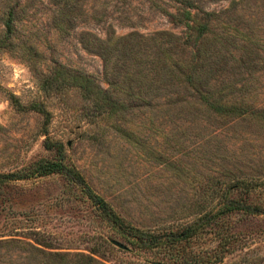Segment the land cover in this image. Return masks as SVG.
Segmentation results:
<instances>
[{"label": "rangeland", "instance_id": "obj_1", "mask_svg": "<svg viewBox=\"0 0 264 264\" xmlns=\"http://www.w3.org/2000/svg\"><path fill=\"white\" fill-rule=\"evenodd\" d=\"M200 1L224 11L235 57L247 50L225 71L223 91H233L225 99L264 111V0ZM77 3L59 25L58 2L22 0L0 47V264H38L27 250L37 243L103 264H264V211L218 212L219 193L238 178L254 182L246 201L264 209V120L250 111L214 116L193 97L182 113L165 98L128 99L126 111L110 113L80 87L57 85L50 76L58 69L90 73L125 100L86 48L87 33L178 31L150 0ZM3 14L0 4V38ZM74 171L84 183L66 174Z\"/></svg>", "mask_w": 264, "mask_h": 264}, {"label": "trees", "instance_id": "obj_2", "mask_svg": "<svg viewBox=\"0 0 264 264\" xmlns=\"http://www.w3.org/2000/svg\"><path fill=\"white\" fill-rule=\"evenodd\" d=\"M161 10L168 21L178 28L177 32L159 30L151 34L131 32L114 38H105L87 33L86 48L98 54L104 62L107 80L110 86L119 87L126 93L127 99L115 98L109 90H103L90 73L73 72L68 69H58L50 79L57 85L71 84L80 87L99 107H106L110 113H123L128 109V102L150 98H165L166 105L176 113L187 112V98L193 97L194 103L212 115L243 119L247 117V103L244 101H228L225 96L233 93L230 84H225V71L233 60L241 61L247 51L235 57L232 42L224 35L226 22L222 17L224 11L206 9L200 0H150ZM58 2V9L54 14L57 24L69 21L78 5V0H54ZM22 0H0L4 8L3 37L0 47L14 34V25L21 8ZM166 4L167 6H163ZM226 11V10H225ZM19 12V13H18ZM221 24V28L218 26ZM218 29V30H216ZM214 80V82H211ZM219 84L214 87L212 84ZM214 84V85H215ZM217 89V90H216ZM190 104L192 105L191 101ZM193 106V105H192ZM194 107V106H193ZM169 109V110H170ZM195 109H201L200 107ZM264 120V111H250ZM59 166H63L59 164ZM55 167L43 165L42 171H53ZM62 168V167H61ZM62 172V169H61ZM73 179L84 183L77 173H66ZM254 182L245 178H238L229 188L222 190L219 195L224 198L223 207L219 213L228 211H243L259 213L264 211L258 204L246 201L247 194ZM85 193L92 199L104 205L109 214H115L109 209L105 201L84 185ZM231 191H238L231 194ZM228 195H238L229 197ZM243 195V197H242ZM190 228L183 230V233ZM137 236L142 232L136 230ZM29 252H35L38 264H103L92 255L69 254L53 251L48 243L27 245ZM26 246V248H27Z\"/></svg>", "mask_w": 264, "mask_h": 264}, {"label": "water", "instance_id": "obj_3", "mask_svg": "<svg viewBox=\"0 0 264 264\" xmlns=\"http://www.w3.org/2000/svg\"><path fill=\"white\" fill-rule=\"evenodd\" d=\"M111 241H112L113 244H115L118 247L126 248V246L123 243H121L120 241H118V240L111 239Z\"/></svg>", "mask_w": 264, "mask_h": 264}]
</instances>
